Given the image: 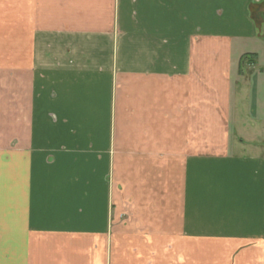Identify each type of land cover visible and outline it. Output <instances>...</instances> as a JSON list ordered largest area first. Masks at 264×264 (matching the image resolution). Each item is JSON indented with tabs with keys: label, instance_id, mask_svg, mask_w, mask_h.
I'll list each match as a JSON object with an SVG mask.
<instances>
[{
	"label": "crops",
	"instance_id": "1",
	"mask_svg": "<svg viewBox=\"0 0 264 264\" xmlns=\"http://www.w3.org/2000/svg\"><path fill=\"white\" fill-rule=\"evenodd\" d=\"M263 2L0 0V264H264Z\"/></svg>",
	"mask_w": 264,
	"mask_h": 264
},
{
	"label": "trees",
	"instance_id": "2",
	"mask_svg": "<svg viewBox=\"0 0 264 264\" xmlns=\"http://www.w3.org/2000/svg\"><path fill=\"white\" fill-rule=\"evenodd\" d=\"M264 3V2H263ZM258 4H262V3H258ZM258 10H256V12H254L255 14H253V12H252V18L254 19V22H256V24L258 25L259 23H261L262 22V20L260 21V19H258L259 18V16L260 15H262L260 12H259V8H257ZM258 12H259V15H258Z\"/></svg>",
	"mask_w": 264,
	"mask_h": 264
},
{
	"label": "rangeland",
	"instance_id": "3",
	"mask_svg": "<svg viewBox=\"0 0 264 264\" xmlns=\"http://www.w3.org/2000/svg\"><path fill=\"white\" fill-rule=\"evenodd\" d=\"M253 12V14H255L254 12H256V11H252ZM262 15H260L259 16V18L258 19H260V21L264 18V11H259ZM259 12H258V15H259ZM45 101H44V105L46 104V99H44ZM49 103V102H48ZM47 106H49V105H47Z\"/></svg>",
	"mask_w": 264,
	"mask_h": 264
}]
</instances>
